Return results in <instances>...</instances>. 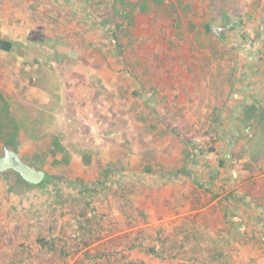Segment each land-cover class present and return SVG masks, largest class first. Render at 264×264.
I'll list each match as a JSON object with an SVG mask.
<instances>
[{
	"label": "rangeland",
	"instance_id": "rangeland-1",
	"mask_svg": "<svg viewBox=\"0 0 264 264\" xmlns=\"http://www.w3.org/2000/svg\"><path fill=\"white\" fill-rule=\"evenodd\" d=\"M222 10L236 27L264 24V0H76L71 5L0 0V39L13 43L9 50L0 48V264H92L96 257L87 253L123 248L125 231L180 224L184 236L198 228L201 221L193 218L204 212L210 221L200 224L201 232L228 241L229 259L221 264H264L261 236L228 237L230 217L221 218L231 208L223 198L249 213L264 204V40L254 49H231L220 37L227 27ZM100 18L122 23L127 64L102 57ZM146 21L152 22L150 32L143 30ZM207 22L211 32L204 28ZM147 35L157 40L156 52L148 49L151 40L142 44ZM153 100L199 131L220 113L219 150L206 160L215 179L202 181L208 191L189 180L131 190L144 221L113 230L88 247H69L66 237L61 240L69 229L60 226L67 223L69 200L55 213L51 204L64 198L9 190L20 174L31 180L49 173L92 182L108 168L130 176L146 167L161 172L182 164L179 141L155 117ZM15 129L16 147L4 142ZM83 149L92 152L88 166L81 163ZM218 159L224 160L221 180ZM114 207L106 210L105 228L113 229L121 216ZM45 235L63 251L42 247L38 239ZM239 243L245 246L232 248ZM122 250L115 257L132 254ZM132 258L145 264H196L143 252Z\"/></svg>",
	"mask_w": 264,
	"mask_h": 264
},
{
	"label": "trees",
	"instance_id": "trees-1",
	"mask_svg": "<svg viewBox=\"0 0 264 264\" xmlns=\"http://www.w3.org/2000/svg\"><path fill=\"white\" fill-rule=\"evenodd\" d=\"M64 1L71 5L72 1L75 2L76 0ZM144 9L145 7L142 6L141 10ZM221 15L227 27L220 31V37L228 40L231 49L238 52L246 47L254 49L262 44L264 40V24L262 26V21H258V24L251 28H247L243 24H239V27H236L231 24V20L225 10L221 11ZM143 23V30L150 32L149 25L152 22L146 21ZM97 24L101 32L100 40H103L104 46H106V52L102 54V57L106 58L109 55L110 58L127 64L126 45L120 36L122 23H118L117 20L112 18H100ZM204 28L206 31L211 32L208 22L204 24ZM149 40L151 42L148 44V49L156 52L159 48L156 39L147 35L142 38L141 42L144 44ZM12 44L10 40L0 39V48L3 50H9ZM130 67L128 65L127 70L132 74ZM137 92L138 90L134 91L135 94ZM151 102V109L155 117L163 123L173 138L178 139L180 144L178 150L182 155V164L161 172H154L151 167L135 172L131 170L133 172H131L130 176L128 171H124V176L120 175L116 169L108 168L103 172L102 177L92 182H85L82 179H77L76 181L71 179L64 180L58 175L49 173H43L41 177L31 180L24 174H20L19 180L11 183L9 190L16 193L46 192L64 198L62 202L55 201L51 204L52 211L55 213L61 211L65 206V201L69 200L70 203L65 213L62 211L64 214H68L66 217L67 223L60 224L61 227L69 229L67 230V236H61V240L66 237L68 241L65 243H68L69 247L70 245L88 247L94 242L101 241L107 233H113V230L122 231L125 228L129 229L144 221L147 218L145 212L143 210L140 211L141 209H139L140 206L138 205L134 207V198L129 196L134 189L138 191L143 188L154 189L164 184L189 180L196 186V189H203L204 192L208 191L203 183L204 179L214 180L215 176L211 175L209 163L206 160H211L219 150L220 136L217 125L220 121V113H214L205 127L199 131L190 128L182 114L171 111L157 100ZM252 109L254 110L255 108L253 107ZM17 135L18 131L15 129L5 138L4 142L16 147ZM80 155L83 165L88 166L92 163L91 150L83 149ZM223 167L224 160L218 159L216 175H218L219 180L222 179L219 170ZM223 199L226 202L228 201L227 203L231 207L229 213L222 212V219L230 217V225L225 230V235L228 237L232 236L236 240L243 236L258 235L261 236V241L264 244V212L262 211L264 204L258 201L261 203L257 202L258 212L249 213L242 210L240 207L242 204H235V201L229 200V198ZM103 201H106L107 206H102L103 204L101 203ZM114 201H118V205L115 207L113 206ZM129 205L130 209L126 208ZM204 206L205 204L198 208ZM109 207H114L113 210L118 211L115 214L122 216L112 222V225H114L113 229L104 227L105 218L106 216L108 217L106 210ZM206 213L196 214L193 222L200 223L197 222L199 218L200 224H208L207 221H210V218L205 216ZM200 224L197 225L198 228H191L193 231L185 233L184 236L180 234L183 229L180 224L169 227L156 226L152 229L138 228L125 231L123 236L126 242L123 248L117 247L112 253L110 251H102L98 256H94V253L90 254L89 252L87 253V258L96 257L92 259V264H145L143 260L132 258V255L136 252H143L148 256L160 259H185L196 264L225 263L229 259V249L228 246H225L228 241L222 243L218 239L211 238L210 235L212 234L210 232L206 233L204 231L202 233L199 228L202 227ZM121 225H125V227ZM49 230L48 233L51 234L52 227ZM57 240L59 242L60 239L58 238ZM38 242L42 247L52 252L56 253L57 249L63 251V246L58 248L55 238H47L45 235L39 238ZM243 246L245 245L239 243L232 248L239 249ZM122 249L132 254L130 256L124 255L122 258L115 257L116 255L114 254L123 251Z\"/></svg>",
	"mask_w": 264,
	"mask_h": 264
},
{
	"label": "flooded vegetation",
	"instance_id": "flooded-vegetation-1",
	"mask_svg": "<svg viewBox=\"0 0 264 264\" xmlns=\"http://www.w3.org/2000/svg\"><path fill=\"white\" fill-rule=\"evenodd\" d=\"M9 161H12V159H11V158H9Z\"/></svg>",
	"mask_w": 264,
	"mask_h": 264
}]
</instances>
